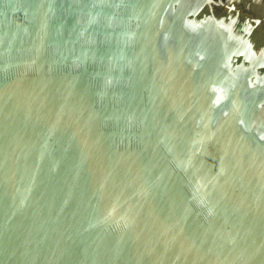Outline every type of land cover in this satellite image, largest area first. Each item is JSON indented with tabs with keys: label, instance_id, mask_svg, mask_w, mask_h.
<instances>
[{
	"label": "water",
	"instance_id": "obj_1",
	"mask_svg": "<svg viewBox=\"0 0 264 264\" xmlns=\"http://www.w3.org/2000/svg\"><path fill=\"white\" fill-rule=\"evenodd\" d=\"M0 264H264V0H0Z\"/></svg>",
	"mask_w": 264,
	"mask_h": 264
}]
</instances>
